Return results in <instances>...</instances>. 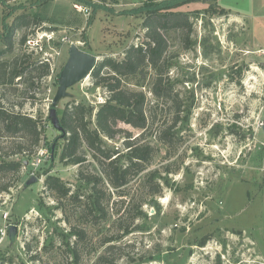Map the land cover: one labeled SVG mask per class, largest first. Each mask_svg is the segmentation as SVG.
<instances>
[{"label":"rangeland","instance_id":"rangeland-1","mask_svg":"<svg viewBox=\"0 0 264 264\" xmlns=\"http://www.w3.org/2000/svg\"><path fill=\"white\" fill-rule=\"evenodd\" d=\"M43 1L0 0V106L35 119L42 130L30 156L11 157L24 142L0 126V162L23 161L19 173L0 170V232L18 229L12 244L8 232L0 244V264H264V0L174 9L187 15L191 30L168 29L157 68L122 78V89L145 97L146 129L118 123L119 132L103 142L124 153L130 137L152 155L120 190L102 178L107 218L100 222L74 203L65 204L63 215L44 187L46 176H55L75 189L79 171L104 170L84 146L81 166L59 162L57 152L52 159L51 146L63 142L47 112L71 44L97 57L96 68L105 58L120 60L145 40L143 15L122 12L166 0ZM22 16L28 25L2 53L9 26ZM109 72L104 68L100 77ZM67 92L57 105L59 119L75 103L94 109V123L108 97L92 73ZM69 228L83 233L74 250L60 242ZM101 255L104 262L97 261Z\"/></svg>","mask_w":264,"mask_h":264},{"label":"trees","instance_id":"trees-1","mask_svg":"<svg viewBox=\"0 0 264 264\" xmlns=\"http://www.w3.org/2000/svg\"><path fill=\"white\" fill-rule=\"evenodd\" d=\"M200 1L216 2L217 0H166L155 5L147 4L138 9L122 12L123 15H131L134 12L143 15L142 28L145 30V40L139 46L128 47L122 59L105 58L97 68L93 69L91 73L96 85L100 84L106 89L107 100L96 109L94 123L92 122L94 112L92 107L75 103L67 106L59 119L65 133L61 138L63 146L59 148L56 140L50 149L52 159L57 152L59 162L81 166L84 159L78 155V151L84 146L92 154V158L97 161V165L104 169L95 174H84L79 171L78 186L75 189L67 186L58 177L46 176L44 187L48 192L55 194L56 208L61 210L63 215H65V204L74 203L81 209L82 216H90L98 222L106 221L107 210L104 198L107 195L103 190L102 178L104 177L114 190H120L128 184L130 172L133 169L137 168V174L144 170V165L149 162L152 155V148L149 145L128 137L124 141L125 152L122 153L118 150L110 151L103 142L104 138L112 140L119 132L118 123L140 131L146 129L148 118L144 109L145 97L142 93L122 89L121 81L122 78L136 76L145 67L154 70L157 68L166 51L164 32L168 29L184 27L191 30L187 15L176 12L174 9ZM45 3L47 2L44 0L43 4ZM27 25L28 20L22 16L9 26L10 34L3 40L5 50L2 53H7L12 49L13 33L18 28ZM104 68L110 72L106 77L101 78L100 73ZM152 92L156 98L162 95L158 85H155ZM0 126L9 138L18 137L24 142L15 144L11 157H28L33 150L39 147L42 130L38 122L28 115L14 113L0 106ZM160 140L165 144L166 139ZM22 164L23 161H1L0 170L19 173ZM158 193L159 190L155 192V194ZM115 214L118 215V213ZM64 220L66 221V218ZM129 232V227L121 231L122 235H128ZM81 234H83L81 231L69 228V232L62 234L60 242L65 244L69 250H74L73 246H78L81 242ZM71 238L74 242H70ZM112 241H107V243ZM104 260L105 255L97 258L98 262H104Z\"/></svg>","mask_w":264,"mask_h":264},{"label":"water","instance_id":"water-1","mask_svg":"<svg viewBox=\"0 0 264 264\" xmlns=\"http://www.w3.org/2000/svg\"><path fill=\"white\" fill-rule=\"evenodd\" d=\"M96 64L97 57L80 51L74 44L70 45L68 49L67 61L58 76V88L47 112V121L49 122L50 126L60 134V139L65 133L60 125L57 115V105L61 100L70 96L67 92L69 88L80 83L91 74ZM261 131L264 136V117L262 119ZM7 232L8 240L12 244L15 241L18 229L16 226H8Z\"/></svg>","mask_w":264,"mask_h":264},{"label":"built area","instance_id":"built-area-1","mask_svg":"<svg viewBox=\"0 0 264 264\" xmlns=\"http://www.w3.org/2000/svg\"><path fill=\"white\" fill-rule=\"evenodd\" d=\"M74 7V9L76 10V11H78V12H81L82 13V11H84L81 7H79V6H73ZM43 155V153H40V156H42ZM6 236H7V230H5V231H1L0 232V244L4 241V239L6 238Z\"/></svg>","mask_w":264,"mask_h":264},{"label":"bare ground","instance_id":"bare-ground-1","mask_svg":"<svg viewBox=\"0 0 264 264\" xmlns=\"http://www.w3.org/2000/svg\"><path fill=\"white\" fill-rule=\"evenodd\" d=\"M74 45H76L77 47L80 45V43H76V44H74Z\"/></svg>","mask_w":264,"mask_h":264}]
</instances>
